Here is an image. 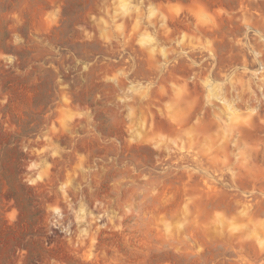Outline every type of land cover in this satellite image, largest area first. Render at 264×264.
Here are the masks:
<instances>
[{"label": "clouds", "instance_id": "clouds-1", "mask_svg": "<svg viewBox=\"0 0 264 264\" xmlns=\"http://www.w3.org/2000/svg\"><path fill=\"white\" fill-rule=\"evenodd\" d=\"M28 3L10 17L31 20L28 40L10 43L59 57L63 0ZM84 17L78 42L102 51L68 53L79 81L57 75L20 140L44 247L63 248L44 264H264V0H92ZM19 59L0 52L5 68Z\"/></svg>", "mask_w": 264, "mask_h": 264}, {"label": "rangeland", "instance_id": "rangeland-1", "mask_svg": "<svg viewBox=\"0 0 264 264\" xmlns=\"http://www.w3.org/2000/svg\"><path fill=\"white\" fill-rule=\"evenodd\" d=\"M63 4L64 27L48 38L60 50L57 57L54 51L39 47L18 51L17 46L10 43L13 32L27 41L31 20L24 27L12 28L15 21L10 17L13 12L25 13L28 0H0V52L20 58L12 68H5V62L0 61V95L10 93L12 96L10 104L0 109V264H17L21 259L17 255L18 248L28 250L23 264H44L46 256L63 251L58 237L47 238L49 243L55 241L57 245L51 252L44 247L43 214L38 198L20 182L24 154L19 150L21 137L38 131L43 113L53 98L57 75L66 83L72 79L79 81L74 62L67 60L68 53L87 59L93 52L102 51L98 45H81L74 27L85 19L84 13L91 7L92 0H63ZM30 64L33 67L29 79H34L35 83H29V79L21 78L14 71L18 68L23 72ZM52 64L60 69L59 73L53 70ZM65 67H70L71 74H65ZM6 123L9 127L16 125L18 131L10 132L4 127ZM12 208L19 210V216L15 225L9 226L4 215Z\"/></svg>", "mask_w": 264, "mask_h": 264}]
</instances>
